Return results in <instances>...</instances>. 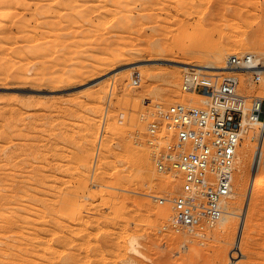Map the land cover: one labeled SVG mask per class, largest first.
<instances>
[{
    "label": "rangeland",
    "instance_id": "374dc122",
    "mask_svg": "<svg viewBox=\"0 0 264 264\" xmlns=\"http://www.w3.org/2000/svg\"><path fill=\"white\" fill-rule=\"evenodd\" d=\"M111 1L0 0V16L12 11L0 21V264H264V185L248 179L264 167L258 125L250 171H239L245 134L237 148L225 203L234 215L177 233L156 197L176 195L181 181L157 172L140 116L156 104L203 105L182 91L178 62L207 61L222 36H247L251 48L234 54L264 63L262 0ZM117 49L121 59L105 64ZM234 74L241 92L264 88Z\"/></svg>",
    "mask_w": 264,
    "mask_h": 264
},
{
    "label": "built area",
    "instance_id": "2783aa9c",
    "mask_svg": "<svg viewBox=\"0 0 264 264\" xmlns=\"http://www.w3.org/2000/svg\"><path fill=\"white\" fill-rule=\"evenodd\" d=\"M240 70L254 83L264 76V64L251 52L227 56L217 70L189 67L182 74L181 89L203 97V105L156 104L140 115L157 172L181 181L176 195L156 197L173 212L166 229L201 234L222 217L232 192L237 148L254 121L262 135L258 163L264 162V92L239 91L240 78L234 73ZM130 80L138 84L140 72L134 71Z\"/></svg>",
    "mask_w": 264,
    "mask_h": 264
},
{
    "label": "bare ground",
    "instance_id": "6f19581e",
    "mask_svg": "<svg viewBox=\"0 0 264 264\" xmlns=\"http://www.w3.org/2000/svg\"><path fill=\"white\" fill-rule=\"evenodd\" d=\"M108 2V1H107ZM110 2H112L111 0H110ZM116 2V1H115ZM123 2V1H122ZM251 3V4H250ZM249 4H250V6L251 5H253L252 4V2H250ZM115 4V3H114ZM261 4L263 5V8H264V0H262L261 1ZM248 6V5H247ZM116 7V6H115ZM114 7V8H115ZM104 8V7H103ZM118 8V7H117ZM115 11V10H114ZM10 12H12V11H10ZM10 12H8L7 11V13H5L4 12V14H1V16H0V21H2V22H6V21H8L7 19L9 18V15L11 14ZM9 13V14H8ZM113 14H115V12H113ZM116 14H117V12H116ZM119 20V19H118ZM224 37H226V38H228L229 36H222V40L224 39ZM243 37V36H242ZM242 37H240L241 38V40H240V38L239 37H237V41H238V38H239V42H238V44H237V41H235V38H232V37H230L229 39H227V41H225L226 39H224L223 41L221 40V42H219V43H217L216 45H215V48H214V50H212L209 54H208V58L206 59L207 61H205V62H194V63H192V62H178L179 63V66L181 67V68H183L184 70H186L187 68H189V67H196V68H200V69H206V70H217V69H221L222 67H223V65L221 64L222 62H224V60L226 59V57L227 56H229V55H233L234 53H236V52H243L245 49H247V48H251L250 47V44L248 43V41L247 40H245V38L247 37H243L244 39H242ZM232 38V39H231ZM233 39H234V41H233ZM247 39V38H246ZM220 41V40H219ZM246 41H247V43L249 44H247L246 43ZM235 42V44H233ZM237 44V45H236ZM228 45V46H227ZM236 46V47H235ZM214 47V45L211 47V49ZM256 48L258 49V51L261 53V54H263L264 53V32H262V33H260L259 34V37L257 38V46H256ZM254 49H255V46H254ZM215 50H222V51H218V52H221V53H215ZM117 51H119L118 49L116 50V53H114L113 52V54H109V55H107V57L105 58V61H104V58L102 59L103 60V62H105V64H111V62H114V60H120L121 58L120 57H122L121 56V54H124V51L123 50H121L120 49V52H117ZM223 52H226V53H223ZM248 52H251V53H253L251 50H248ZM259 59V58H258ZM168 61H170V60H168ZM104 64V63H103ZM262 64H264V63H262ZM98 65H99V63H98ZM248 72L247 71H244V70H240L239 72H238V74H247ZM262 81H264V76L262 77ZM176 78H175V76H173L172 78H171V80H168V87H167V94H172V92L173 91H175V89H174V84H176ZM264 92V88H262V89H260V90H258V92ZM201 97V96H200ZM202 99V102H204V98L202 97L201 98ZM200 103H201V101L199 100L198 101V104H194L195 106H199L200 105ZM189 105V104H188ZM192 105V104H191ZM252 125H259V122L258 121H254L253 123H252ZM252 127V126H251ZM250 127H248V129H247V131H246V133H245V135H244V138H245V140L246 141H244L243 143H242V147H241V153H240V160H241V165L239 166V171H240V173H245L248 169V171H250V168H249V165H250V162L252 161V157H251V154H250V144H251V142L249 143V142H247V140H249L250 138H252L253 137V134H251L250 133V129H249ZM253 128V127H252ZM257 158H258V156H257ZM264 164V163H263ZM262 164V165H263ZM252 171V170H251ZM240 174H238V176H239ZM237 180H236V185L237 186H239V187H242V185H241V182H242V179H241V177L239 176L238 178H236ZM249 181H251V182H253V183H256V185H258V186H260V185H264V167H262V166H259L257 169H254L252 172H250V174H249ZM172 182V178H171V176L170 175H162V178H161V184L162 185H168L169 183H171ZM23 190H24V188H23ZM25 191V190H24ZM232 191H233V186H232ZM33 195V194H32ZM21 197V196H20ZM12 203V202H11ZM38 204V203H37ZM16 207H17V205H16ZM23 209H24V207H23ZM58 210V209H57ZM56 210V211H57ZM9 211V210H8ZM25 211V210H24ZM52 211H54V207H53V210ZM56 213H58V212H56ZM234 211H233V209H232V205L230 204V205H228V206H226V209H225V212H224V214H223V216L219 219V223H220V225L219 226H221V227H223L224 225H226V219H227V217L228 216H231V215H234ZM55 214V213H54ZM40 217V216H39ZM30 218V217H29ZM40 218H42V217H40ZM44 218V217H43ZM42 221V220H41ZM44 227V226H43ZM20 232V231H19ZM55 233H57L56 231H55ZM29 238H30V236H29ZM21 242V241H20ZM72 242V241H71ZM39 243V242H38ZM47 244V243H46ZM49 244V243H48ZM43 246V245H42ZM48 247V246H47ZM54 247V246H53ZM51 249H52V245H51ZM55 250H57L58 251V249H55ZM57 251H56V253H57ZM1 252V251H0ZM49 252V251H48ZM48 254V253H47ZM53 254H55L54 252H53ZM46 258V257H45ZM52 259H54V258H52ZM53 262V261H52Z\"/></svg>",
    "mask_w": 264,
    "mask_h": 264
}]
</instances>
